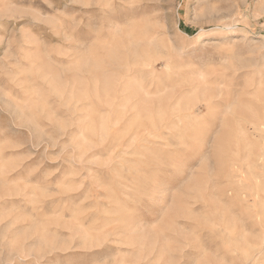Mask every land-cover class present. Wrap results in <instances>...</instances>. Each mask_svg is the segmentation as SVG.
<instances>
[{
	"label": "rangeland",
	"instance_id": "1",
	"mask_svg": "<svg viewBox=\"0 0 264 264\" xmlns=\"http://www.w3.org/2000/svg\"><path fill=\"white\" fill-rule=\"evenodd\" d=\"M0 264H264V0H0Z\"/></svg>",
	"mask_w": 264,
	"mask_h": 264
}]
</instances>
